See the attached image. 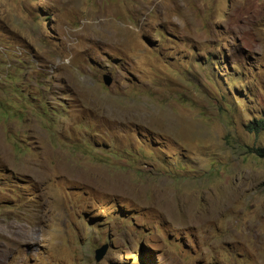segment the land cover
<instances>
[{
  "label": "rangeland",
  "instance_id": "374dc122",
  "mask_svg": "<svg viewBox=\"0 0 264 264\" xmlns=\"http://www.w3.org/2000/svg\"><path fill=\"white\" fill-rule=\"evenodd\" d=\"M256 120L264 0H0V264H264Z\"/></svg>",
  "mask_w": 264,
  "mask_h": 264
},
{
  "label": "trees",
  "instance_id": "16d2710c",
  "mask_svg": "<svg viewBox=\"0 0 264 264\" xmlns=\"http://www.w3.org/2000/svg\"><path fill=\"white\" fill-rule=\"evenodd\" d=\"M246 130L248 132L258 133L260 131H264V120H256L253 122H248L246 126ZM252 153L255 154L259 158L264 159V147L261 148H253Z\"/></svg>",
  "mask_w": 264,
  "mask_h": 264
},
{
  "label": "water",
  "instance_id": "95a60500",
  "mask_svg": "<svg viewBox=\"0 0 264 264\" xmlns=\"http://www.w3.org/2000/svg\"><path fill=\"white\" fill-rule=\"evenodd\" d=\"M102 82H103V85L106 86V87H109L111 86L112 84V77L110 76V74H104L102 76ZM107 252V245H102L100 248L96 249L94 251V260L95 262H100L103 257L105 256Z\"/></svg>",
  "mask_w": 264,
  "mask_h": 264
}]
</instances>
